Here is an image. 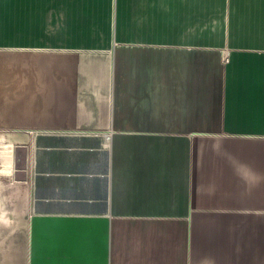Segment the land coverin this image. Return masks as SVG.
<instances>
[{"label": "crops", "instance_id": "crops-1", "mask_svg": "<svg viewBox=\"0 0 264 264\" xmlns=\"http://www.w3.org/2000/svg\"><path fill=\"white\" fill-rule=\"evenodd\" d=\"M0 264H264V0H0Z\"/></svg>", "mask_w": 264, "mask_h": 264}]
</instances>
